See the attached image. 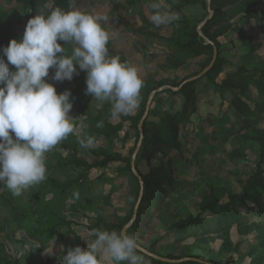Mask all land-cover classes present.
I'll list each match as a JSON object with an SVG mask.
<instances>
[{
  "label": "rangeland",
  "instance_id": "374dc122",
  "mask_svg": "<svg viewBox=\"0 0 264 264\" xmlns=\"http://www.w3.org/2000/svg\"><path fill=\"white\" fill-rule=\"evenodd\" d=\"M151 2L152 0H72L65 8L67 11L74 5L82 12L108 17L107 21L101 23L110 34L109 54L123 57L122 62L135 66L144 81L138 107L131 114L111 116V124L119 128L112 136L100 133L99 130L88 129L85 117L79 115L74 108L70 110L69 115L73 117L74 124L73 140L75 137H78L79 143L82 139L86 141L88 137L94 140L91 146L81 150L87 158L93 157L91 150L119 154L122 157L131 156V151L136 145V134L131 130V122L126 117L141 113L140 102L144 101L146 105L144 94L147 89L153 85L157 86L154 84L156 82H164L156 87L163 86V92L161 90L155 93L149 107V110L155 111L153 119L159 121V115L162 113L177 115L181 110V97L165 89L177 84L183 78L197 75L207 63L206 57L197 55L187 57L183 64L175 66L171 63L174 59V49L156 41L151 43L135 32V29L141 25L142 17L150 20ZM164 4L167 10L176 13L171 10L167 0H164ZM49 9V3L25 7L17 2L0 0V48L7 46L11 39H21L28 20L34 15L46 16ZM202 13V9L198 6H191L178 16L179 19L184 14L200 17ZM207 17L208 15L204 19ZM221 22L231 23V28L218 38L222 71H233L237 68L256 70L253 75L258 78L259 71L264 70V15L255 14L253 18L246 20L241 19L240 15L229 13L221 19ZM218 26V23H213L210 30L214 31ZM172 28L171 23L151 27L150 30L168 36ZM6 32L7 36H5ZM58 43L64 44L63 41ZM64 47L66 50H72L74 45L65 44ZM0 57H3L2 52ZM3 58L7 63L6 57ZM9 68L15 70L12 65H9ZM45 79L55 86L58 94L74 88L72 79L55 81L52 79V74ZM212 79L219 81L220 78L212 75ZM262 79L264 80V76ZM193 87L198 93L196 110L188 114L179 124L180 144L172 143L170 148H164L152 160L149 162L143 160L139 165L142 172L154 168L163 172L168 169L167 165L172 164V174L177 180V187L169 189L165 212L168 216L166 219L175 222L188 216L194 217L202 197L211 189H215L222 201H226L231 194L241 191L250 171L255 167L258 150L256 142L244 141L241 135L253 128L264 127V110L259 109L260 106H255L264 103V99L258 95L255 88L249 87L250 89L248 88L245 94L241 95L234 89L219 90L207 78L195 82ZM93 99L97 107L107 103L106 112L111 114L110 103ZM236 99L246 102L250 111L245 113L236 111L234 107ZM244 119H246L245 123ZM237 150L241 152V157L234 156ZM65 152L60 142L46 154V164L56 162ZM167 158L168 164L163 160ZM123 165V162L112 163L89 172V179L95 183V188L101 193H110L111 208L121 216L126 215L136 190L134 181L123 169ZM35 190V186L30 187V191ZM261 193L264 196V191ZM64 213L73 221L75 232L50 231L45 234V240L36 241L24 228L12 224L21 222L20 201L17 197L8 196L0 186V256L4 251L10 258L20 259L23 264H30L34 256L39 255L46 264H61L63 255H66L69 249L76 246L87 249L86 240L89 242L93 240L90 227L97 214L86 209H80L78 212L67 210ZM240 217L243 219L242 224L240 226L234 224L229 228L231 243L237 251L232 249L220 252L223 230L218 233L208 231L204 234L188 236L185 243L192 245V252L195 255L210 262L217 259L221 264L228 262L239 264L236 261L242 258V264H247L250 260L248 253L259 243V230L252 221L264 220V215L243 214Z\"/></svg>",
  "mask_w": 264,
  "mask_h": 264
},
{
  "label": "trees",
  "instance_id": "16d2710c",
  "mask_svg": "<svg viewBox=\"0 0 264 264\" xmlns=\"http://www.w3.org/2000/svg\"><path fill=\"white\" fill-rule=\"evenodd\" d=\"M6 1L17 2L25 7L49 3L50 9L47 12L49 14L57 7L65 10L72 0ZM167 2L171 10L177 14H182L185 9L191 6H198L203 13L200 17L182 15L179 20L172 23L173 28L168 36L151 31L150 28L155 27V25L146 17L141 18V25L135 29V32L151 43L156 41L174 49V59L171 63L175 66L183 64L187 57L203 55L207 58V63L203 65V69L210 63L213 55L212 45L206 42L208 39L217 48V57L213 65L195 81L190 80L183 83L185 79H188L183 78L177 84L172 85V87L179 86L178 89L174 90L172 87L165 89L181 97V110L177 115L171 116L169 113H162L159 115V121H156L153 119L155 111L151 109L148 111L142 122L143 137L135 157L134 171L130 159L136 145L129 157L91 150L93 157H89L91 158L89 160L81 152L83 147L77 140L78 137L73 140L71 133L65 140L61 141V147L66 152L60 155L56 162L46 164L47 178L35 185V191H30L28 188L20 196H13L9 190L0 185L8 196L17 197L20 201L21 222L12 224L24 228L36 241L45 240V234L50 231L61 232V230H66L74 233L73 221L68 219L64 212L67 210L78 212L80 209H86L97 214L90 227L91 231L100 229L121 232L128 225L124 232L137 238L140 245L137 254L142 258L141 264H221L217 259L210 262L195 255L192 252V245L185 243L186 237L204 234L208 231L218 233L223 230L220 252L223 253L232 249L237 251V248L231 243L229 228L234 224L240 226L243 222L240 216L243 214L264 215V196L261 193L264 191V127L262 129L253 128L241 135L244 141L251 140L258 144L255 167L250 171L241 191L231 194L226 201H222L215 189H211L208 194L202 197L194 217L188 216L176 222L166 219L168 216L165 208L168 205L169 189L172 190L177 187V180L172 174V164L167 165L168 169L163 170V172L158 168L148 172H142L139 169L141 161L149 162L164 148H170L172 143L180 144L178 140L179 124L187 118L188 114L196 110L195 103L198 93L193 86L202 78L211 80L219 90L221 88L234 89L241 95H244L249 87H253L258 95L264 99V80L262 79L264 70L259 71L258 78L253 75L257 72L256 70L237 68L233 71H222L221 58L219 57L220 43L218 41V38L231 28V23L221 22L224 16L234 13L240 15L241 19L250 20L255 14L264 15V0H209L213 14L201 26V32L197 31V26L209 15L207 0H167ZM213 23H218L219 26L211 31L210 26ZM7 35L6 32L5 36ZM66 51L70 53L71 49ZM121 60L123 61L124 58L121 57ZM53 73L54 69L50 68L49 74L53 75ZM86 75L85 71L79 69L78 74L73 75L74 88L70 91L72 108L76 109L79 115L85 117L88 129L99 130L100 133L112 136L118 132L119 128L114 127L110 122L112 115L106 112L108 104L105 103L101 107H97L93 99L95 97L87 94ZM212 75L218 76L219 81H214ZM163 83L159 81L154 84L158 86ZM157 86L153 85L147 89L144 94L145 101ZM140 105L142 110L139 115L126 117L131 122V130H134L136 134V144L140 134L138 123L144 114L145 102H140ZM255 106H260L259 109L264 110V103ZM234 107L240 113L250 111L249 105L240 99L234 101ZM245 122L246 119H244ZM98 124L102 126H98ZM241 155L238 150L234 152L235 157H241ZM163 160L168 164V158ZM119 162H123V169L136 185L135 194L124 216L119 215L111 208L110 193L99 192L95 188V183L89 179L91 170ZM140 180L142 181L143 192L134 221L130 223L141 188ZM76 193L79 194L78 197L74 195ZM252 224L258 227L259 243L248 253L250 260L247 264H263L264 220L252 221ZM92 237L95 238L93 235ZM191 258L199 260H191ZM178 259L183 260L180 262L170 261ZM236 263L242 264V258L238 259ZM0 264L23 263L20 259L10 258L6 252L2 251ZM30 264H46V262L39 255H35ZM119 264H128V261L119 262Z\"/></svg>",
  "mask_w": 264,
  "mask_h": 264
},
{
  "label": "clouds",
  "instance_id": "9594fccd",
  "mask_svg": "<svg viewBox=\"0 0 264 264\" xmlns=\"http://www.w3.org/2000/svg\"><path fill=\"white\" fill-rule=\"evenodd\" d=\"M149 6L150 21L157 27L179 20L164 0H152ZM107 20L74 5L67 11L57 7L46 16L34 15L19 41L11 39L0 48L7 59L0 57V185L13 196L46 180V154L74 130L71 92L58 94L46 81L50 68L55 81H70L78 69L85 71L87 94L110 103L113 117L138 107L144 81L135 66L109 54L110 34L101 23ZM65 44L74 45L70 53ZM93 143L91 137L80 141L83 148ZM91 235L95 238L86 240V250L69 249L61 264H141L134 235L100 229Z\"/></svg>",
  "mask_w": 264,
  "mask_h": 264
},
{
  "label": "water",
  "instance_id": "95a60500",
  "mask_svg": "<svg viewBox=\"0 0 264 264\" xmlns=\"http://www.w3.org/2000/svg\"><path fill=\"white\" fill-rule=\"evenodd\" d=\"M207 8H208V11H209V15H208V17H207L206 19H204V20H203V21L197 26V31H199V32H201V31H200V30H201V26H202V25L207 21V19L210 18V17L212 16V14H213V11H212L211 8H210L209 0H207ZM206 42H207V43H210V44L212 45V47H213V55H212V59H211L210 63H209V64H208V65H207V66H206V67H205L200 73H198L197 75H195V76H193V77H190V78H188V79H185V80L183 81V83H185V82H187V81H190V80H195V79L201 77V76L204 75V74H205V73L211 68V66L213 65V63H214V61H215V59H216V57H217V48H216L215 44H214L213 42H211L210 40L206 39ZM163 88H164V87L161 86V87H158V88L152 90L151 93L149 94L148 98H147L146 105H145V111H144V114H143L141 120H140L139 123H138V129H139V131H140L139 139H138V141H137V144H136L135 149H134V151H133V153H132V156H131V158H132V160H131V167H132L133 171H134V159H135L136 154H137V152H138V150H139V147H140L141 142H142V137H143V133H142V122H143V119H144V117H145V116L147 115V113H148V110H149L150 104H151V102H152V99H153L155 93H156V92H159V91H161V90H163ZM178 88H179V86H178V87H172V89H174V90H176V89H178ZM140 184H141V188H140L139 196H138L137 202H136V204H135L134 214H133V217H132L130 223H132V222L134 221L135 214H136V212H137V208H138V204H139V202H140L141 195H142V192H143V187H142V181H141V180H140ZM127 226H128V225H126V226L124 227V229L122 230L123 232H124V230H125V228H126ZM166 260H168V259H166ZM182 260H183V259L170 260V261L180 262V261H182ZM191 260H199V259L191 258Z\"/></svg>",
  "mask_w": 264,
  "mask_h": 264
}]
</instances>
